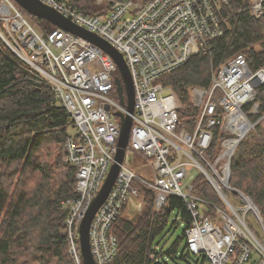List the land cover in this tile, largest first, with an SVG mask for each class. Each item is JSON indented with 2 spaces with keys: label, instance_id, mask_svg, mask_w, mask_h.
Instances as JSON below:
<instances>
[{
  "label": "built area",
  "instance_id": "2783aa9c",
  "mask_svg": "<svg viewBox=\"0 0 264 264\" xmlns=\"http://www.w3.org/2000/svg\"><path fill=\"white\" fill-rule=\"evenodd\" d=\"M41 1L116 47L132 75L135 111L124 161L90 226L95 263L108 264L117 252L115 221L129 208H144L137 184L142 183L155 190L156 210L171 206L170 195L186 202L192 214L185 231L190 253L205 254L210 264H264V243L247 224H239L236 215L219 207L218 218L212 219L205 212L209 202L194 193L198 175L216 191L229 185L226 170L231 169L235 147L255 128L257 121L250 115L259 114L264 102V67L252 69L247 56L239 52L212 71L209 87L193 86L192 101L198 111L190 129L179 116V96L161 79L192 56L211 52L214 41L230 27L228 17L222 15L230 0H112L98 14L82 11L68 0ZM263 1L243 3H249L258 17ZM0 40L36 80L52 89L56 106L67 115L69 133L62 160L76 168V196L63 200L61 206L67 212L69 252L75 264H85L79 249L80 224L115 161L121 131L118 113H129L119 95L112 94H118L116 77L122 79L118 65L98 45L62 27L55 25L42 33L15 0H0ZM217 125L237 136L224 139L222 151L208 158ZM235 138L231 148L228 144ZM136 155L149 161L153 179L133 167ZM172 213L178 220L180 212Z\"/></svg>",
  "mask_w": 264,
  "mask_h": 264
},
{
  "label": "trees",
  "instance_id": "16d2710c",
  "mask_svg": "<svg viewBox=\"0 0 264 264\" xmlns=\"http://www.w3.org/2000/svg\"><path fill=\"white\" fill-rule=\"evenodd\" d=\"M68 2L90 14L108 8L96 0ZM21 10L35 17L47 32L55 28L23 7ZM222 15L228 17L230 27L214 41L211 52L192 56L161 78L180 97L183 108L179 116L188 129L194 125L198 111L191 88L209 87L213 67L239 52L247 56L252 69L264 67V1L263 13L258 17L243 0H230ZM67 119L56 106L52 89L36 80L27 65L0 40V264H75L65 232L67 212L61 206L63 200L76 196V168L62 160V147L69 133ZM250 119L257 121L256 126L233 153L230 185L253 200L264 220V102L259 114L250 115ZM213 133L208 158L216 157L222 151V141L235 135L221 125L214 126ZM137 184L144 208L132 211L128 217L122 214L113 224L118 248L108 264H167L164 254L177 257L187 227L166 252L159 247V238L171 222L181 220L190 225L192 214L176 195H170L171 206L156 210L155 190ZM195 186L194 193L209 202L205 209L208 216L217 219V207L227 210L203 175H198ZM173 210L180 212L178 220L171 218ZM184 257L181 253L180 258ZM200 257L205 264L206 255Z\"/></svg>",
  "mask_w": 264,
  "mask_h": 264
},
{
  "label": "water",
  "instance_id": "95a60500",
  "mask_svg": "<svg viewBox=\"0 0 264 264\" xmlns=\"http://www.w3.org/2000/svg\"><path fill=\"white\" fill-rule=\"evenodd\" d=\"M15 1L30 14L36 17L43 18L53 23L56 26L62 27L72 33L85 37L86 39L98 45L100 48H102L104 51L109 53L114 58L122 76V79L116 77L117 91L121 103L126 104L129 113L126 115L120 112L118 113L121 117V131L118 139V149L115 156V161L111 165L107 178L104 181L103 185L101 186V189L99 190L98 194L89 204L80 224V246L84 261L86 264H96L91 249L90 226L96 212L98 211L100 206L104 203V201L108 197L112 187L116 182L117 176L121 168V164L124 161L125 149L129 143L131 126H132V114L135 111L134 85H133L131 71L128 67V64L122 52H120L116 47L111 45V43H109L107 40H105L98 34L75 23L70 16H64L55 8L43 3L41 0H15ZM241 137L242 135H240L238 139H240ZM229 171L230 174L229 177H227V179L230 183L231 169H229ZM232 189L234 191L238 190L234 187H232ZM250 200L254 204L251 198Z\"/></svg>",
  "mask_w": 264,
  "mask_h": 264
},
{
  "label": "rangeland",
  "instance_id": "374dc122",
  "mask_svg": "<svg viewBox=\"0 0 264 264\" xmlns=\"http://www.w3.org/2000/svg\"><path fill=\"white\" fill-rule=\"evenodd\" d=\"M111 1L112 0H103L102 4H106L108 6ZM28 17H29V20L33 23V25H35L36 28H38L42 33L47 32L42 27L40 22L36 20L35 17H32L29 14H28ZM216 69L217 67H213L212 71ZM182 108H183V104H182L181 109ZM234 134H235L234 136H237V133H234ZM132 165L144 177L148 179H153V176L150 173L152 168H151L149 161L145 163L144 159L141 156L136 155L132 161ZM192 173L197 174L196 169L192 170ZM222 190H217V192L221 196L227 208L226 211L230 212L231 214L236 215L237 216L236 218L239 224L243 225L242 223L245 222L247 226L253 231V233H255L257 238L264 243V220L261 217L258 207H257V213H259L261 218L257 215L255 211L248 208L249 207L248 203L246 202L244 197L239 193V192L244 193L243 190L238 189L237 191H234L229 188H224ZM132 211L134 210L129 208L123 215L128 217ZM172 216H174V213H172ZM171 218L174 219L173 217ZM186 226L187 224L181 220H178V222L175 224L174 223L172 224V222L169 223V225L166 227L165 231L161 234L159 238L160 239L159 247L162 248L163 252H166L168 248H170L175 242H177L183 236ZM186 242H187V239L185 237L181 238V241L179 243V249H178L179 254L177 255L176 258H171L167 254H164V260L167 264H203L202 259L199 254H193L189 252L188 247L186 246ZM79 249L81 251L80 245H79ZM181 253H184V256H185L184 258H180ZM205 264H210V262L206 261Z\"/></svg>",
  "mask_w": 264,
  "mask_h": 264
},
{
  "label": "bare ground",
  "instance_id": "6f19581e",
  "mask_svg": "<svg viewBox=\"0 0 264 264\" xmlns=\"http://www.w3.org/2000/svg\"><path fill=\"white\" fill-rule=\"evenodd\" d=\"M238 12H239V11H238ZM241 130H242V129L239 127V131H241ZM236 142H237V138H235V139H233L231 142H229L228 145H229L231 148H234ZM235 148H236V147H235ZM226 173H227V177H229L230 171H229L228 169L226 170ZM227 188L232 189V187L230 186V183H229V185L227 186ZM232 190H233V189H232ZM222 191H223V190H222ZM239 193L244 197V199H245L246 202L248 203V205H249L248 208L254 210V211L257 213V210H256L255 206H253L254 204L252 203V201L250 200V198H249L247 195H245L244 193H241V192H239ZM257 214L259 215V213H257Z\"/></svg>",
  "mask_w": 264,
  "mask_h": 264
}]
</instances>
